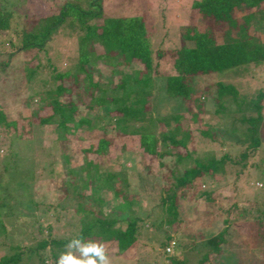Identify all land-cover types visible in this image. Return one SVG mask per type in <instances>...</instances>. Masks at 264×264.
Returning a JSON list of instances; mask_svg holds the SVG:
<instances>
[{
    "label": "rangeland",
    "instance_id": "1",
    "mask_svg": "<svg viewBox=\"0 0 264 264\" xmlns=\"http://www.w3.org/2000/svg\"><path fill=\"white\" fill-rule=\"evenodd\" d=\"M68 1L83 10H94L98 6L90 5L92 0ZM100 1L99 17L95 20L85 18L86 21L99 24L106 17L141 16L145 20L153 56L156 50L173 49L185 44L182 36L186 33L185 29H212L210 24L198 22L196 11L190 8L192 0ZM5 3L6 8L18 15L23 13L25 16L44 18L52 12L56 13L62 0H4ZM255 17L256 20L260 18L258 14ZM78 25V20L64 19L56 29H52L45 45L41 48L27 47L13 53L8 66L0 71V106L5 110L7 122L13 124L9 128L0 125V218L4 221V227L0 226V254L9 253L10 244L34 246L36 240L47 236V225L51 226L52 236L66 238L79 232L80 217L82 220L105 218L112 221L136 214H150L144 220L137 241L128 249L117 252L113 246V229L121 225L117 222L104 224L100 239L94 235L86 237L84 241L105 244L110 264H168L167 257L184 259V264H198L208 248L205 240L225 228V239L219 252L201 264H264V228L259 230V223L252 222L258 211L264 212V136L255 158L244 167L238 168L232 162H220L215 169H211V173L206 172L196 178L192 188L180 189L175 212L182 220L177 233L159 226L162 213L157 206L162 192L160 187L167 176L165 168L175 166V170L180 172L195 160L210 161V157L218 160L226 145H234L236 138H244L240 129L246 124L240 119L243 113L255 115L248 104L255 98L256 89L262 91L264 112V66L243 64L200 76L202 78L198 77L200 79L195 83L196 77L193 78L196 98L193 106L186 107L185 112L181 100L166 95L160 88V80H156L149 96L154 104L150 108L154 116L152 132L160 147L167 145V150H171V145L162 141L161 136H175L171 129L173 123L164 121L163 113L187 114L188 122L185 124L192 135L188 150L192 157H186L184 163L182 159L175 165L174 158L167 156L162 159L165 168H161L158 164L160 159L144 151L139 145L138 136L120 134L114 138L107 154L98 158L96 167L95 162H87L86 166L84 159H93L94 155L85 150L89 145L95 147L98 130L93 136L92 132L85 133L90 129L80 127L78 130L82 137L68 135L69 140L64 143L60 153L52 124H38L34 118L27 127L23 121V117L29 116V109L39 105L35 95H31V101L26 98L33 90L25 85L24 77L35 64L51 65L57 72H76L78 56L83 48H87L86 56L89 59H99L97 66L88 65L87 69L91 71L93 82L105 87H110V82L118 83L124 73L133 75L142 66L131 62L111 70L104 65V61H110L113 65L119 62L120 56L105 51L98 44L85 47ZM249 33L257 34L264 40V19L252 22ZM5 58L4 54L0 55V60L4 61ZM158 59L160 69H168L167 58ZM43 72L40 74L43 75ZM34 80L37 83L33 87L37 88L39 79ZM217 81L233 84L238 96L234 100L230 96L225 97L224 107L216 111L214 86ZM108 94L115 96L117 92L112 90ZM47 113V108L39 112L41 115ZM84 113V110L80 111V114ZM92 122L97 127L100 124L99 121ZM145 122L143 120L141 124ZM27 129L28 132H25ZM200 130H207L211 138L202 135ZM244 147L242 143L240 151ZM227 151L232 152V146ZM55 158L57 162L53 165ZM202 191L209 192L208 199L204 198ZM125 195L128 202L124 199ZM225 219H228L227 224H224ZM149 222H153V225ZM167 236L172 237L170 242L175 246L172 254L164 251V255L159 245ZM189 243L195 247L187 248ZM19 264L40 263L33 255L22 258ZM47 264L53 263L50 261Z\"/></svg>",
    "mask_w": 264,
    "mask_h": 264
},
{
    "label": "trees",
    "instance_id": "2",
    "mask_svg": "<svg viewBox=\"0 0 264 264\" xmlns=\"http://www.w3.org/2000/svg\"><path fill=\"white\" fill-rule=\"evenodd\" d=\"M1 1H3L2 4ZM100 2V0H92L90 5L98 6L94 10H83L73 2L62 0L56 13L52 12L53 14L44 18H37L25 16L23 13L18 15L14 10L6 8L7 3L4 4V0H0V55L6 56L4 61L0 60V71L8 66L9 58L13 53L27 47L41 48L45 45L52 29H56L66 18L78 20L77 29L82 32L80 38L85 47L90 45L93 47L98 44L105 51L120 56L119 62H115L113 65L110 61H104L106 64H103L111 70L114 67L127 66L131 62L142 66V69L134 72L133 75L124 73L118 83L110 82V87H105L92 80L91 71L87 69V66H97L99 59L91 57L90 60L86 56L87 48L82 47L83 50L79 53L76 72L69 70L57 72L51 65L35 64L23 80L26 82L25 85L33 90L31 94L26 95V98L31 101V95H35L39 105L29 109L28 117H23L25 125L28 127L34 118L38 124H52L56 146L57 149H60V153L63 151L64 143L69 140L68 135L74 138L82 137L78 130L80 127L85 126L90 129L85 133L92 132L93 136L98 130L100 133L97 132L98 138L95 147L89 145L85 150V152H92L94 158H85V165L87 162H95L94 166L96 167L98 158L107 154L106 151L114 138L120 134L138 136L139 145L147 154L155 155L160 159L158 164L161 168H165L162 159L167 156L174 158L175 165L182 162V159V163H184L186 157L190 159L192 157L188 150L192 143V135L186 125L187 114L163 113L164 121L173 123L171 129L175 136L171 137L165 134L161 136L162 141L171 145V150H167V145L164 146L165 148L160 147L152 132L154 116L150 108L154 107V104L149 96H151L156 80H160V88L166 95L172 99L181 100V105L185 106L183 109L185 112L190 105L194 104L196 96L193 85L197 79L202 78L200 76L215 74L217 71L243 64L264 66V40H261L257 34L249 33L252 22L264 19V7H262L264 0H192L190 8L196 11L198 22L210 24L211 31H198L195 27L185 29V35L182 34L185 44L173 49L156 50L154 51L156 57L152 55L153 51L145 20L141 16L106 17L101 19L99 24L88 23L85 18L95 20L99 17ZM255 14L259 15L258 20H256ZM161 57L167 58L168 69H160L158 58ZM42 72L43 75L40 74ZM39 74L41 76L37 77ZM34 76L39 79V84L42 83L40 88H38L39 84L37 88L33 87L37 83ZM214 87L216 111L224 107L225 97L230 96L234 100L238 96L235 86L231 83L217 81ZM112 90L117 92V95L108 94ZM255 95V98L248 104L252 107L255 115L248 116L243 113L240 119L242 123L246 124L242 130L240 129L244 138H236L233 142L234 145H226L224 153L222 152L218 160L212 159V157H210V161L195 160L190 167L184 166L180 172L175 170V166L165 168L167 176L170 177L163 178L165 182L160 187L162 192L160 202L157 203L162 213L158 221L161 228L172 229L176 233L179 230L178 226L182 219L178 218L175 209L180 189L192 188L196 178L203 173H211V169H215L216 164L220 162H232L234 166L241 168L255 158L260 148L261 138L264 136L261 89H256ZM45 108L49 109V113L39 114L40 110ZM82 110L85 111L84 114H80ZM247 110L250 109L247 107ZM92 120L100 122L98 127ZM143 120L146 122L141 124ZM9 123L11 122H7L5 110L0 106V125L13 126ZM25 132H28V129ZM200 133L211 138L207 130H200ZM242 143L245 144V147L240 151ZM229 146H232V152L227 151ZM54 162H57L56 158L52 161L53 165ZM53 173L55 175V168H53ZM208 193V191H202L201 194L205 199H208ZM124 199L127 201L128 196L125 195ZM149 215L136 214L112 221L105 218H97L93 221L82 220L80 217L78 219L80 222L79 232L66 238L52 236L51 226L47 225V236L36 240L34 246L8 245L10 252L0 254V264H19L22 258L33 255L37 257L40 264H47L50 261L57 264L59 256L66 251L65 245L70 240L74 238L84 240L86 237L94 235L100 239L101 227L104 224L109 225L110 222L121 224L113 229L112 238L113 246L116 247L117 252H120L128 249L137 241L140 236L139 231L144 226V220H147ZM254 221L255 224L259 223V230L264 228V212L258 211L252 222ZM36 222L38 221L36 220ZM227 222L228 219H225L224 224ZM149 224L152 226L153 222H149ZM0 226L4 227L3 218H0ZM39 230H41L40 227ZM95 230L97 232H94ZM225 232L224 228L219 234L205 240L208 248L198 264L219 252L218 249L225 239ZM166 238L159 245L160 252L164 255V247L172 241L171 236ZM193 243H189L186 247L194 248ZM173 244L175 246V243ZM166 261L168 264H184L185 262L184 259L174 257H167Z\"/></svg>",
    "mask_w": 264,
    "mask_h": 264
},
{
    "label": "clouds",
    "instance_id": "3",
    "mask_svg": "<svg viewBox=\"0 0 264 264\" xmlns=\"http://www.w3.org/2000/svg\"><path fill=\"white\" fill-rule=\"evenodd\" d=\"M65 248L57 264H110L106 245L101 242L74 238Z\"/></svg>",
    "mask_w": 264,
    "mask_h": 264
},
{
    "label": "built area",
    "instance_id": "4",
    "mask_svg": "<svg viewBox=\"0 0 264 264\" xmlns=\"http://www.w3.org/2000/svg\"><path fill=\"white\" fill-rule=\"evenodd\" d=\"M173 242H170L166 247H164V251L169 253V254H172L173 253Z\"/></svg>",
    "mask_w": 264,
    "mask_h": 264
}]
</instances>
